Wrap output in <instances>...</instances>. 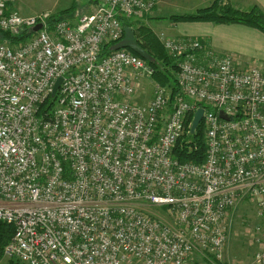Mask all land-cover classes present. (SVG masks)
Returning <instances> with one entry per match:
<instances>
[{
    "label": "built area",
    "instance_id": "2783aa9c",
    "mask_svg": "<svg viewBox=\"0 0 264 264\" xmlns=\"http://www.w3.org/2000/svg\"><path fill=\"white\" fill-rule=\"evenodd\" d=\"M90 1V11L62 18L0 0V32L20 37L0 39V221L13 226L5 255L184 264L199 250L220 261L228 211L245 199L261 223L247 234L259 245L252 263L264 264V69L195 36L165 37L172 94L152 62L110 49L123 37L120 19L139 21L157 0ZM141 79L152 85L144 104L132 100ZM200 107L205 158L179 162L172 148Z\"/></svg>",
    "mask_w": 264,
    "mask_h": 264
},
{
    "label": "rangeland",
    "instance_id": "374dc122",
    "mask_svg": "<svg viewBox=\"0 0 264 264\" xmlns=\"http://www.w3.org/2000/svg\"><path fill=\"white\" fill-rule=\"evenodd\" d=\"M10 9L17 11L22 15H31L38 12H50L54 15L63 14L67 18H73L78 14L88 11L89 0H6ZM214 0H157V3L151 13L146 14L135 24L137 27V35L144 40L148 47L155 51L157 60L165 56L163 41L165 37H179L176 28L171 29V22L177 25L175 21L169 19L171 15L193 13L199 8L212 3ZM222 5H228V0H218ZM231 5V4H229ZM251 8V7H250ZM248 8V10L250 9ZM242 11V8H238ZM179 25H193L188 21H176ZM143 27V28H142ZM184 25L181 27L183 28ZM146 31H143V29ZM160 71L163 67L158 65ZM158 70V67H157ZM170 72V71H169ZM174 76L175 73L170 72ZM149 83L143 82V87H147ZM170 88V87H169ZM142 98L147 97V93L141 94ZM140 99V97H139ZM260 220L256 218L253 205L243 199L235 207L228 211L226 219L227 225V241L222 253L220 261L214 259L212 255L199 250L194 251L184 264H251L254 253L259 249V245L252 240L248 234V230L259 226ZM0 264H23L16 257L5 255L0 258Z\"/></svg>",
    "mask_w": 264,
    "mask_h": 264
},
{
    "label": "trees",
    "instance_id": "16d2710c",
    "mask_svg": "<svg viewBox=\"0 0 264 264\" xmlns=\"http://www.w3.org/2000/svg\"><path fill=\"white\" fill-rule=\"evenodd\" d=\"M8 6V4H7ZM9 8V6H8ZM10 9V8H9ZM59 17H65L63 14H58ZM172 21H188V22H214V23H236L242 24L245 26L253 27L260 30L264 33V12L261 8L253 4L248 11L239 10L236 7L231 5H222L218 0H214L208 6L203 8H199L193 13H186V14H176L171 15L169 17ZM120 22L123 27H131L134 31L135 39L139 43V45L146 50L152 57L153 61H151V65L155 68L154 73V80L162 85L170 87L171 93L174 94L177 91V83H176V72H177V65L175 60L170 57L166 50L165 56L162 58L164 62L160 63V59L157 60L155 55V49L152 51L148 44L144 40L138 37L137 35V27L135 24L137 21L121 18ZM143 28V27H142ZM143 31L147 30L144 28ZM20 37H10L7 33L0 32V39H8L12 41H18ZM109 44H104L102 47L101 55H105L109 52ZM134 54H136L134 52ZM137 55V54H136ZM162 66L163 72L160 71V67ZM158 67V70H157ZM175 73L174 76L170 74V72ZM54 103L53 98H48L42 105H41V113L44 112L46 109H50ZM191 119V114L187 116V121L189 122ZM206 152V144L204 138V129H203V122L200 121L194 133H184L178 140L175 142L172 148V155L176 158L179 162H202L205 158ZM13 233V226L7 224L3 221H0V258L3 256L4 247L9 241L11 235Z\"/></svg>",
    "mask_w": 264,
    "mask_h": 264
},
{
    "label": "crops",
    "instance_id": "0c3cea01",
    "mask_svg": "<svg viewBox=\"0 0 264 264\" xmlns=\"http://www.w3.org/2000/svg\"><path fill=\"white\" fill-rule=\"evenodd\" d=\"M228 3L244 10H248L253 4H256L264 12V0H228ZM90 5L91 1L88 11H90ZM175 23L177 25L174 26V23L171 22V29L176 28L177 34L198 37L201 43L216 51L230 53L243 64L253 63L264 69V33L260 30L236 23L191 22L192 26L185 25L187 22L182 25H179L178 22ZM183 25L184 27L181 28ZM144 81L149 83V80L141 79L137 95L132 98L138 104L146 103L152 96V85L149 83L147 87H143ZM144 92L147 93L145 99L141 97Z\"/></svg>",
    "mask_w": 264,
    "mask_h": 264
},
{
    "label": "water",
    "instance_id": "95a60500",
    "mask_svg": "<svg viewBox=\"0 0 264 264\" xmlns=\"http://www.w3.org/2000/svg\"><path fill=\"white\" fill-rule=\"evenodd\" d=\"M40 25H37L35 27V29L39 28ZM119 48H129L130 50H132L133 52H135L136 54H138L140 57H142L143 59L151 62L153 61V57L146 51L144 50L139 43L136 41L135 39V35H134V31L131 27H123V37L116 43L112 44L110 46L111 50L114 49H119ZM61 83V77H58L56 79V81L54 82V85L52 87V91H51V96H54L59 85ZM202 114H203V108H198L192 117V121L190 124V133H194L198 124L200 123L201 119H202ZM222 117H225V114L223 112L219 113Z\"/></svg>",
    "mask_w": 264,
    "mask_h": 264
}]
</instances>
